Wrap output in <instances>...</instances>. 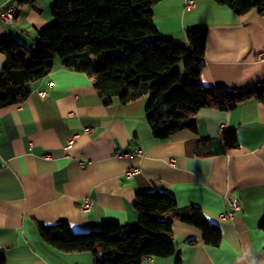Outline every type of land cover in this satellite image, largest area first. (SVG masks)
<instances>
[{
    "label": "crops",
    "instance_id": "crops-1",
    "mask_svg": "<svg viewBox=\"0 0 264 264\" xmlns=\"http://www.w3.org/2000/svg\"><path fill=\"white\" fill-rule=\"evenodd\" d=\"M186 1H159L154 22L183 46L188 30L208 28L202 83L264 87V9L240 15L214 0H194L191 9ZM14 2L0 0V9ZM55 3L18 4L14 25L0 16V40L34 50L39 31L56 19ZM4 62L0 52V73ZM94 79L57 60L31 83L24 102L0 107V249L7 264H94L89 251L53 247L38 225L67 222L75 233L108 221L137 226V194L151 191L168 193L179 208L200 207L222 240L206 244L199 228L178 218L177 252L147 257L146 264H177L178 257L180 264H264V102L247 98L229 111L203 107L196 130L160 139L147 121L146 96L107 102ZM226 130L236 131V147L225 146ZM229 196L240 208L232 219L221 218ZM87 199L94 204L83 210Z\"/></svg>",
    "mask_w": 264,
    "mask_h": 264
},
{
    "label": "trees",
    "instance_id": "trees-1",
    "mask_svg": "<svg viewBox=\"0 0 264 264\" xmlns=\"http://www.w3.org/2000/svg\"><path fill=\"white\" fill-rule=\"evenodd\" d=\"M15 1L22 5L34 0ZM159 1L56 0V19L39 31L34 50L14 38L0 40V52L5 56L0 107L24 102L31 83L45 77L57 60L90 72L107 102L114 97L125 102L146 96L147 121L160 139L181 129L196 130V114L203 107L229 111L247 98L264 102L260 84L231 89L204 85L201 72L208 28L188 30V46L177 44L156 28L154 5ZM214 1L240 15L264 9V0ZM222 140L226 147L238 145L235 130H226ZM134 206L135 227L108 221L100 229L75 233L67 222H61L39 224L38 230L60 251L91 252L94 264H146L147 257L174 255L177 247L172 231L178 218L199 228L206 244L221 243L220 227L209 223L200 207L179 208L166 192H140ZM0 264H7L1 249Z\"/></svg>",
    "mask_w": 264,
    "mask_h": 264
},
{
    "label": "built area",
    "instance_id": "built-area-1",
    "mask_svg": "<svg viewBox=\"0 0 264 264\" xmlns=\"http://www.w3.org/2000/svg\"><path fill=\"white\" fill-rule=\"evenodd\" d=\"M195 6L194 0H187L185 3V7L187 9H191ZM19 12V6L15 3H12L11 5L1 8L0 9V16L3 19V21L7 24L14 25L16 16ZM264 56H261L263 58ZM42 94H45V92H41ZM73 142V138L70 139L69 145H71ZM128 175H132V171L128 172ZM230 208L226 211L221 213V218H229L232 219L234 217L235 211L240 208V202L237 197H228ZM94 204V201L92 199H87L81 204V208L83 210H89L92 208Z\"/></svg>",
    "mask_w": 264,
    "mask_h": 264
},
{
    "label": "rangeland",
    "instance_id": "rangeland-1",
    "mask_svg": "<svg viewBox=\"0 0 264 264\" xmlns=\"http://www.w3.org/2000/svg\"><path fill=\"white\" fill-rule=\"evenodd\" d=\"M133 227H135V226H133Z\"/></svg>",
    "mask_w": 264,
    "mask_h": 264
}]
</instances>
